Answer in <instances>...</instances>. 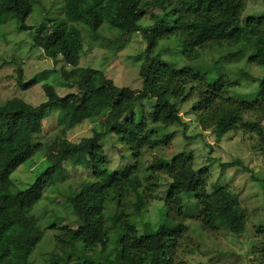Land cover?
<instances>
[{"label":"trees","instance_id":"1","mask_svg":"<svg viewBox=\"0 0 264 264\" xmlns=\"http://www.w3.org/2000/svg\"><path fill=\"white\" fill-rule=\"evenodd\" d=\"M247 1L60 0L53 15L27 24L40 0H0V36L14 20L32 44L54 60L65 62L67 56L80 54L90 40L103 42L107 32L114 37L106 42L120 48L124 37L132 34L145 41L137 56L138 89L117 86L103 70L80 65L54 69L61 85L69 89L64 96L50 84L42 88L44 100L37 105L12 92L0 96V264H35L34 249L46 230L53 243L38 264H176L181 242L189 237L188 219L204 231L223 226L241 234L238 227L246 225L248 214L237 193L217 182L211 183L208 193L207 169L194 167L192 153L180 151L146 167L140 159L143 148L168 145L174 138V131H164L166 126L181 125L185 133L188 123L180 113L181 103L190 106L188 112L201 132L211 130L219 141L240 129L254 136V148L264 158V13L242 16ZM218 48L226 51L221 60L199 69L205 64L204 52ZM163 53L177 56L168 61ZM240 56L258 66L261 74L237 65L231 75L221 67L222 61L235 62ZM178 58L195 60L199 68L178 65L182 62ZM14 78L17 91L36 81L24 80L21 68ZM146 100L152 101L149 112ZM126 102L136 108V118L127 129L111 134L103 119ZM131 111L117 113L113 128ZM53 114L57 128L46 136ZM85 121L98 123L99 129L77 142L60 136ZM109 134L117 140L116 150L122 144L130 152L131 163L109 168L103 147ZM36 152L44 154L46 166L24 188L15 187L11 174ZM226 164L249 171L238 159ZM77 168L87 170L89 177L61 194L65 211L43 224L34 208L48 187L56 190L66 172ZM161 174L169 178L161 197L163 220L144 224L140 232L136 220L154 197ZM252 178L264 192V178ZM254 229L244 256L252 258V264H264V218Z\"/></svg>","mask_w":264,"mask_h":264},{"label":"rangeland","instance_id":"2","mask_svg":"<svg viewBox=\"0 0 264 264\" xmlns=\"http://www.w3.org/2000/svg\"><path fill=\"white\" fill-rule=\"evenodd\" d=\"M59 3L60 0H40V3L34 4L32 12L25 20L26 23H37L44 15H53L57 12ZM261 13H264V0H248L242 16L259 15ZM105 37L106 39L102 40L103 42L90 40L89 45L86 43L83 52L67 56L64 59L65 63L60 58L54 60L48 57L40 47L32 44L27 32L20 30L16 22L10 20L3 28V35L0 36V96L9 97L7 93L10 95L12 92L27 103L37 105L44 100L42 88L46 84L53 85L57 93L60 96H64L69 92V89L61 85L60 75L55 73L54 69L58 70L61 66L71 68L80 65L103 70L117 86H129L132 89H138L141 83L138 77L140 58H137V56L145 48L144 39L139 34H132L129 37H124V46L120 48L119 44L113 46L106 42L108 38L113 39L114 35L107 32ZM225 52L224 48L206 50L202 56L205 64L201 68L197 67L195 60L182 61L181 58H178L180 62L182 61L178 65L189 64V66L203 70L205 67L212 65V62L220 61L221 56ZM164 53L163 58L168 61L177 56L173 53L169 56ZM237 65L250 71L255 76L261 74L258 66L247 62L246 56H240L235 62L224 60L221 63V67L226 68L225 70L229 71L231 75L233 73L230 72V69H236ZM19 68L22 69L24 80L36 78L35 83L26 90L17 91L13 88L12 82L15 81L14 76ZM250 87L242 89L248 90ZM130 105V102H126L122 106L111 110L103 119L104 129H110L111 134L115 133L117 129H127L136 118V108L132 107L134 110L131 111ZM151 105V100L144 102L146 112L151 110ZM189 108L190 106L186 103L180 104V113L188 123L185 133L181 125L166 126L164 131H174V138L168 145L161 144L154 149L143 148V155L140 161L146 167L157 158L163 157L169 160L175 153L180 151L192 153L194 156V167L196 169H207V192L211 193L210 186L214 182L228 186L233 192L237 193L239 202L246 210L248 218L245 226L238 227L239 231H241L240 235L223 226H218L211 232L204 231L199 228L198 223L194 219L186 220L190 227L189 237L192 239L189 237L188 239L183 238L182 245L177 251L176 264H252V258L244 255L250 238L252 239L255 234L254 225L264 218L263 188L258 181L252 178L253 175L264 178L263 155L254 148V136L240 129L227 132L219 141L215 139L211 130L201 132L200 128L193 122L194 117L188 112ZM126 109L131 112L123 118L121 123H118L113 128L114 116ZM53 117L47 122L50 125L46 136L52 135L55 132L53 129L57 128L54 127L56 125L55 114H53ZM98 129V123L93 125L91 122L85 121L67 129L65 134L63 132L59 134L69 141L77 142L85 136H90L92 130ZM159 132H163V130ZM111 134L103 139V147L110 159L109 168L128 165L133 161L130 152L122 144H119V148L116 150L117 140ZM187 135H190L191 138H185ZM49 139H51V136ZM235 159L240 160L243 166L245 165L249 168V171L244 170L242 166H228L226 164ZM45 166L44 154L36 152L11 174L15 187L24 188ZM87 177H89L87 170L72 169L66 172L64 178L57 182L55 185L57 186L56 190L51 189V186L48 187L46 195L42 197L34 208V213L39 217L40 221L45 224L46 218L52 217L56 212H64L63 204L60 202L61 194L67 193L70 188L76 189L77 183L81 180H86L85 178ZM168 182L169 178L161 174L158 188L153 192L154 197L148 202L147 208L143 211L141 217L136 220V225L140 232H143L144 224L154 225L158 221L163 220L164 210L161 197ZM187 209L190 212H194L190 204L187 205ZM66 220H63V222H66ZM45 233L46 237L34 249L33 258L35 264L43 262V257H45L47 250L50 248L49 245H51V242L53 243V239H50V230H46ZM189 248L192 252L188 251Z\"/></svg>","mask_w":264,"mask_h":264}]
</instances>
